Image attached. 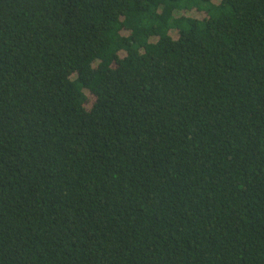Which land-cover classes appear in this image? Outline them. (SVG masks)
<instances>
[{"label":"trees","instance_id":"16d2710c","mask_svg":"<svg viewBox=\"0 0 264 264\" xmlns=\"http://www.w3.org/2000/svg\"><path fill=\"white\" fill-rule=\"evenodd\" d=\"M0 264H264V0H0Z\"/></svg>","mask_w":264,"mask_h":264}]
</instances>
